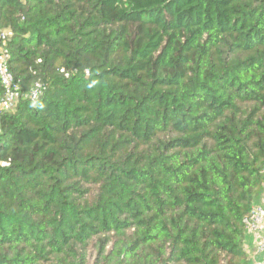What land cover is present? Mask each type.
<instances>
[{
    "label": "trees",
    "instance_id": "16d2710c",
    "mask_svg": "<svg viewBox=\"0 0 264 264\" xmlns=\"http://www.w3.org/2000/svg\"><path fill=\"white\" fill-rule=\"evenodd\" d=\"M0 27V264H250L264 0H0Z\"/></svg>",
    "mask_w": 264,
    "mask_h": 264
},
{
    "label": "built area",
    "instance_id": "2783aa9c",
    "mask_svg": "<svg viewBox=\"0 0 264 264\" xmlns=\"http://www.w3.org/2000/svg\"><path fill=\"white\" fill-rule=\"evenodd\" d=\"M12 34L10 29L0 27V80L4 89L0 99V112L13 109L22 95L20 85L9 67L8 40ZM44 89L45 86L41 82H35L24 96L36 101ZM244 220L247 232L252 236V246H244L250 264H264V202L256 203Z\"/></svg>",
    "mask_w": 264,
    "mask_h": 264
},
{
    "label": "rangeland",
    "instance_id": "374dc122",
    "mask_svg": "<svg viewBox=\"0 0 264 264\" xmlns=\"http://www.w3.org/2000/svg\"><path fill=\"white\" fill-rule=\"evenodd\" d=\"M264 202V185L261 189L260 195L258 197V203Z\"/></svg>",
    "mask_w": 264,
    "mask_h": 264
},
{
    "label": "crops",
    "instance_id": "0c3cea01",
    "mask_svg": "<svg viewBox=\"0 0 264 264\" xmlns=\"http://www.w3.org/2000/svg\"><path fill=\"white\" fill-rule=\"evenodd\" d=\"M252 237V236H251ZM246 245V244H245ZM247 245H249V246H252V242H250V243H247Z\"/></svg>",
    "mask_w": 264,
    "mask_h": 264
}]
</instances>
